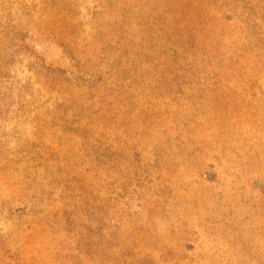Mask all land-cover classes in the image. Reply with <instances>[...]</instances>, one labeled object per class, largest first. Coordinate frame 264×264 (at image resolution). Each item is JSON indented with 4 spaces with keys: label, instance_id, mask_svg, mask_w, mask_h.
<instances>
[{
    "label": "rangeland",
    "instance_id": "obj_1",
    "mask_svg": "<svg viewBox=\"0 0 264 264\" xmlns=\"http://www.w3.org/2000/svg\"><path fill=\"white\" fill-rule=\"evenodd\" d=\"M0 264H264V0H0Z\"/></svg>",
    "mask_w": 264,
    "mask_h": 264
}]
</instances>
